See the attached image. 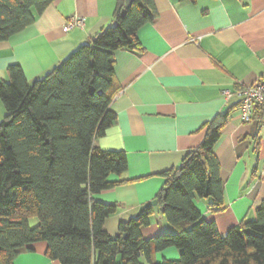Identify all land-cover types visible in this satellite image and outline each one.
Wrapping results in <instances>:
<instances>
[{"label": "trees", "instance_id": "obj_1", "mask_svg": "<svg viewBox=\"0 0 264 264\" xmlns=\"http://www.w3.org/2000/svg\"><path fill=\"white\" fill-rule=\"evenodd\" d=\"M55 1L0 0V43L34 24V12L42 14ZM125 6L118 0L112 25L44 78L29 84L23 69L12 65L8 81L0 82L6 112L0 122V264H15L38 243H46V256L59 264H142L141 258L147 264H264V201L254 220L225 235L195 206L209 199L210 210H226L214 148L228 115L209 122L201 145L161 174L165 183L154 201L176 232L144 239L153 209L120 223L115 237L106 231L118 206L95 197L128 182L121 179L126 154L95 146L116 120L110 109L118 92L114 54L139 49V30L158 17L154 0ZM255 118L263 120L262 108ZM171 248L180 251L179 260L155 263L156 254Z\"/></svg>", "mask_w": 264, "mask_h": 264}, {"label": "crops", "instance_id": "obj_2", "mask_svg": "<svg viewBox=\"0 0 264 264\" xmlns=\"http://www.w3.org/2000/svg\"><path fill=\"white\" fill-rule=\"evenodd\" d=\"M157 19L138 32L140 47L114 54L118 88L111 104L113 125L95 140L103 151L124 152L128 170L123 185L95 197L118 206L105 223L115 237L122 222L155 200L164 186L161 174L178 167L199 147L206 126L228 115L214 148L221 166L226 210H210L211 200H195L197 211L217 225L221 235L256 218L264 201V131L262 119H241L239 100L225 91L256 85L264 78V0H154ZM118 0H56L35 22L0 43V82L19 65L29 84L44 78L81 46L112 25ZM72 17L82 29L65 32ZM6 115L0 99V122ZM121 179L111 177V181ZM151 224L142 230L150 240L176 232L153 207ZM36 223V222H35ZM47 244L24 250L15 264H59L47 256ZM166 249L155 263L180 259Z\"/></svg>", "mask_w": 264, "mask_h": 264}, {"label": "built area", "instance_id": "obj_3", "mask_svg": "<svg viewBox=\"0 0 264 264\" xmlns=\"http://www.w3.org/2000/svg\"><path fill=\"white\" fill-rule=\"evenodd\" d=\"M85 26V20L81 17L70 18L64 26L65 32H71L75 29H82ZM232 95L239 100V109L241 111V119L244 123H250L253 120L257 108L263 109V120L261 128L264 131V78L256 85L241 87L236 91H225L224 97L229 98ZM264 133V132H263Z\"/></svg>", "mask_w": 264, "mask_h": 264}, {"label": "water", "instance_id": "obj_4", "mask_svg": "<svg viewBox=\"0 0 264 264\" xmlns=\"http://www.w3.org/2000/svg\"><path fill=\"white\" fill-rule=\"evenodd\" d=\"M132 3H133V0H126V6H125V9L126 10H128L130 7H131V5H132ZM158 205V203H157V201H153V202H151V203H148V204H146L145 206H143L142 208H140V212H139V214H141V213H143L145 210H147V209H152L153 207H156ZM138 214V215H139ZM137 215V216H138ZM136 216V217H137ZM124 238H127V236H124Z\"/></svg>", "mask_w": 264, "mask_h": 264}, {"label": "rangeland", "instance_id": "obj_5", "mask_svg": "<svg viewBox=\"0 0 264 264\" xmlns=\"http://www.w3.org/2000/svg\"><path fill=\"white\" fill-rule=\"evenodd\" d=\"M167 234L169 235V234H172V233H166V234H161V235H167ZM121 261H122V258H121V256H119L118 257V262L121 263ZM140 261H141L142 264H147V261L145 260V258H141Z\"/></svg>", "mask_w": 264, "mask_h": 264}]
</instances>
